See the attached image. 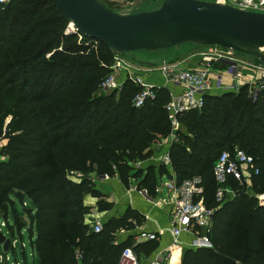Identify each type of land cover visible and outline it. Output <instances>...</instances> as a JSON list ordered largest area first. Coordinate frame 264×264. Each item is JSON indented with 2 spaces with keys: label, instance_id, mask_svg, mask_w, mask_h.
I'll list each match as a JSON object with an SVG mask.
<instances>
[{
  "label": "trees",
  "instance_id": "obj_1",
  "mask_svg": "<svg viewBox=\"0 0 264 264\" xmlns=\"http://www.w3.org/2000/svg\"><path fill=\"white\" fill-rule=\"evenodd\" d=\"M67 25L50 0L0 3V154L6 157L0 162V216L14 201L31 205L23 210L29 224L14 214L6 230L20 236L24 227L26 233L35 228L31 247L38 264H116L131 242L116 244L114 233L140 220L126 210L94 233L84 199L95 200L96 213L112 204L94 189L92 177H116L122 184L132 179L148 195L154 194L155 175L176 185L197 177L203 203L212 210L210 247L186 249L182 264H264V205L257 200L264 196V78L253 101L245 86L204 95L199 110L175 114L173 131L167 89H154L153 99L139 107L132 105L138 88L130 81L104 92L100 83L112 72L115 55L99 42L84 45L89 39L64 35ZM170 135L171 173L162 165L133 170ZM233 148L252 157L257 173L242 186L227 178L235 196L220 205L212 166L220 152ZM74 174L76 182L69 178ZM154 249L148 241L132 251L147 255Z\"/></svg>",
  "mask_w": 264,
  "mask_h": 264
},
{
  "label": "built area",
  "instance_id": "obj_2",
  "mask_svg": "<svg viewBox=\"0 0 264 264\" xmlns=\"http://www.w3.org/2000/svg\"><path fill=\"white\" fill-rule=\"evenodd\" d=\"M9 0H0L1 4L7 3ZM216 2L229 5L233 8L264 14V0H217ZM69 24V23H68ZM71 25L66 26L64 33L71 31ZM77 35V34H76ZM80 40L81 36L77 35ZM84 45L95 46V41H86ZM206 53L201 54V64L193 69H186L179 66V63H163L156 68H145L133 63L125 62L121 55H115L111 65L112 72L107 75L100 83V89L104 92L118 90L124 81L115 78L114 73L124 71L127 81H130L138 88L131 102L134 107H139L145 100L153 99L154 89L143 80V76L148 73H157L162 83L178 85L182 88V92L175 98L172 104H168V119L171 122L173 130L177 129L174 116L178 112L190 109L199 110L202 106V98L204 95H218L225 91L237 92L239 88L246 87L250 100H255L258 93L263 89L262 80L264 78V65L257 63L246 64L242 61L232 58L234 52L215 47L208 46ZM213 68V66H215ZM219 66H223L220 68ZM114 70V71H113ZM117 70V71H115ZM226 78L229 84H225L223 79ZM159 88V87H158ZM169 103V102H168ZM171 140L174 139L173 135ZM169 136V137H170ZM257 168L251 156L238 148L230 151H222L217 156L212 166V176L215 184L217 179L224 180L231 178L237 182L239 186L245 185L252 175H256ZM161 188L174 196L171 204V223L170 235L173 239V246L178 247V237L182 234L195 236L197 232L200 234L193 237L191 248H208L210 247L208 232L211 226L210 215L212 210L208 209L202 200V187L200 179L193 177L176 185L174 181H169L162 186H156L154 192L157 193ZM229 191L223 189L216 184L214 199L221 202L231 199L225 197ZM147 200L146 190L139 193ZM152 201L148 199V202ZM259 205H264V196L259 197ZM86 223H89L88 221ZM89 228L97 233L100 230L99 224L89 225ZM3 226V224H1ZM9 226H12L11 224ZM27 227H24V229ZM26 231V229H25ZM139 237L152 241L153 234L140 233ZM74 258L77 262L81 259L80 254L76 251ZM6 259V258H5ZM4 259V260H5ZM116 264H142L133 251L127 247L122 249ZM148 264H162L159 261H151Z\"/></svg>",
  "mask_w": 264,
  "mask_h": 264
},
{
  "label": "water",
  "instance_id": "obj_3",
  "mask_svg": "<svg viewBox=\"0 0 264 264\" xmlns=\"http://www.w3.org/2000/svg\"><path fill=\"white\" fill-rule=\"evenodd\" d=\"M71 25L64 35L99 42L113 55L215 46L264 65V14L218 2L163 0L158 9L121 15L96 0H50ZM99 179H103L100 177ZM6 253L10 241L0 233Z\"/></svg>",
  "mask_w": 264,
  "mask_h": 264
},
{
  "label": "crops",
  "instance_id": "obj_4",
  "mask_svg": "<svg viewBox=\"0 0 264 264\" xmlns=\"http://www.w3.org/2000/svg\"><path fill=\"white\" fill-rule=\"evenodd\" d=\"M96 1L106 9L112 10L108 6L117 4L122 0H100V1L96 0ZM132 53H138V55L131 56V58H129L126 57L125 54L124 56L122 55L121 58L127 63H133L138 66H141L142 64L143 66H145V68H156L163 63L176 62L179 63V66L182 68L193 69L201 64V61L197 56L194 55L187 56L182 53L173 54V55L171 54V52H163L161 54V51H151V52H147L148 54H143L144 52L142 53L141 51L132 52ZM144 56L150 57L151 59L147 60L144 58ZM155 64H157L156 67H154ZM125 79H126V74L123 71L121 72L117 80L125 81ZM143 80L148 82L149 84H152V86L154 87L166 88L169 93L168 104H172L175 98L179 96L180 93L182 92V88L178 85L165 84L164 86L161 79L159 78V75L155 72L146 74V76H143ZM223 82L225 84H229V81L226 78L223 79ZM171 139H172L171 136L163 139L161 138L159 143L155 144L152 147L151 157L141 163L134 164L132 167L133 170L134 171H136L137 169L146 170L148 166L156 167L159 165H164L165 166L164 169L169 173H171L170 172L171 168L169 166L167 159L168 147ZM143 175L144 172H142L141 177H143ZM155 177L157 178L156 186H162L163 184L170 181L167 180V178L164 175H162L160 178H158L157 175H155ZM109 180L111 181L110 183L108 182ZM109 180L106 182V180L102 181L92 177V183L94 185V189L99 191L102 194V196L106 198L105 200L112 204L111 210L104 213H96L95 210L93 209L95 200L87 197L84 199L83 203L84 205L89 206L92 209L89 215L87 216L88 220L85 221L86 222L91 221L90 222L91 225L99 224L101 227V224L106 220L112 218L117 219L121 217L126 210H130L133 213H136V215H138L140 221L137 223L135 221H132L131 223L133 224V228L128 231L126 230L116 231L113 235L115 238V243L119 244V243H124L127 240H130L131 247L129 248L132 250L135 247V245L148 242V240H144L139 237L140 233L153 234L155 238L151 242L155 243V249L147 255L141 252L138 253V255L136 256L138 257L140 263L148 264L149 262L155 260L161 262L162 264H182L184 251L186 249L191 248V246L189 245L191 244L193 237H197L200 234V232H197L195 236L182 234L181 236L178 237V247L175 248L173 246V239L170 235V223H171V211H172L170 203L173 201L174 196L166 192L165 189L161 188L155 194V199L153 200V204L151 203L153 206L157 208L154 212L149 209V206L146 204L147 203L146 199L143 198L141 195L135 192L133 193L131 190H123V188L119 187L118 183L120 182L116 177L109 178ZM110 186L112 188L111 194L109 192ZM16 204L19 206L18 210H16L15 208ZM30 208L31 205L29 200L27 199H24L22 202L14 201V204L10 208V210L7 211L6 214L0 216V233L4 236V238L8 239L7 238L8 232L6 230L8 219H11L9 222L10 224L12 223V218L14 214L19 216L23 214V210H27ZM1 224H3V226H1ZM33 237L34 235L28 237V241L29 240L31 241ZM21 239L22 237L20 235L19 240L21 241ZM11 242L12 243L10 245L12 247L13 245H15L14 240H11ZM192 249H198V248L194 247Z\"/></svg>",
  "mask_w": 264,
  "mask_h": 264
},
{
  "label": "rangeland",
  "instance_id": "obj_5",
  "mask_svg": "<svg viewBox=\"0 0 264 264\" xmlns=\"http://www.w3.org/2000/svg\"><path fill=\"white\" fill-rule=\"evenodd\" d=\"M98 1H100V0H98ZM162 1L163 0H122L119 3L114 4V5H109L108 7L110 9H112L111 11H113L115 13H118V14H121V15H126V14H132V13L147 12V11L156 10V9L159 8V6H160ZM200 1L216 2L217 0H200ZM208 48H209L208 46L184 45V46L181 47L180 51H176L175 52V50H173V49H170V50L167 49V50H162L161 54L163 52H171L172 55L173 54H181V53L185 54L187 56L188 55L189 56H193L194 55V56H197L199 58V60L201 61V59H202L201 58V54L202 53L203 54L206 53ZM154 51H156V50H154ZM141 52L142 53L144 52L143 54H148L147 52H151V51H141ZM262 53L264 55V50L262 51ZM137 55H138V53H128V54H126V57L131 58V56H137ZM166 57H168V56H166ZM144 58L147 59V60L151 59L150 57H145V56H144ZM232 58L235 59V60L242 61V62H244L246 64H251V62L255 63L253 61L254 59L252 60L249 57H246V56H243V55H240V54H237V53H234L232 55ZM255 61H257V60H255ZM257 63H260V62H257ZM156 65L157 64H155L154 67H156ZM141 66L145 67L142 64H141ZM115 71H117V70H115ZM121 72H123V71H117V72L114 73V76H115L116 79L119 78ZM247 95H248V92H247ZM8 120H9V118H6L5 119V123H7ZM4 145H5V140H3L1 138L0 139V147H2ZM5 159H6V157L0 154V162L4 161ZM162 166H164V165H162ZM69 178H70V180L76 182L77 179H78V176H77V174H74V175H71ZM113 178H115V177H113ZM97 179H99V178H97ZM99 180H102V181L106 180V182H107L109 180V178L104 177L103 179H99ZM217 181H218V183H216V184H218V186H220L223 189H226V190L229 191L226 194V196H225L226 198L227 197L231 198V195L235 194V191L230 189V186L228 184V180L227 179H224V180L217 179ZM108 182L110 183L111 181L109 180ZM118 184H119V187L123 188V190H131L133 193L135 192L137 194L141 191V190L137 189V181H135V180L129 179L126 184H122V183L121 184L118 183ZM247 190H248V185L243 187V191H247ZM109 192H110V194L112 193L111 186H110V191ZM155 194L156 193L154 192V194H151V195L147 194L146 195L147 196V200H146L147 203L146 204L149 206V209L154 211V212L157 209L155 206L152 205L153 204V200L155 199ZM148 199L152 200V201H149L150 204L148 202ZM257 200H259V197H257ZM223 201H224V198H223V200L221 202H217V203H219L221 205V203ZM15 208H16V210H18L19 206L16 204ZM26 215L27 214H25V213L19 215L21 220H25L26 221V224L24 226L29 224V221H30V218H27ZM10 220L11 219H8V225H9ZM86 220H88L87 217H86ZM90 222L86 223V224L90 225L91 224ZM15 227H16V224H15ZM31 231L32 232H30V233L29 232L26 233L25 229H23L20 232V235L22 237V239L20 241L19 240V235L15 236L14 234H12V232L10 230H7V232H8V234H7L8 237L6 236L8 238L7 240L10 241V244L12 243L11 240H14V244L15 245H13L12 247L10 245V248H9L10 250H8V252H6V253H3L0 250V264H38L37 263V261H38L37 260V255L32 252V247H31V245H32L31 242H33V238H32L31 241L30 240L28 241V237L36 234L35 228L34 229L32 228Z\"/></svg>",
  "mask_w": 264,
  "mask_h": 264
}]
</instances>
